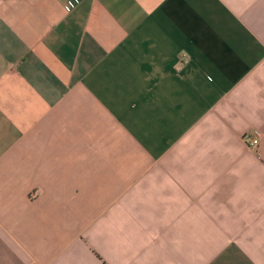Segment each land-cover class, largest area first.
<instances>
[{"label": "crops", "instance_id": "crops-1", "mask_svg": "<svg viewBox=\"0 0 264 264\" xmlns=\"http://www.w3.org/2000/svg\"><path fill=\"white\" fill-rule=\"evenodd\" d=\"M70 1L0 0V264H264V0Z\"/></svg>", "mask_w": 264, "mask_h": 264}, {"label": "built area", "instance_id": "built-area-1", "mask_svg": "<svg viewBox=\"0 0 264 264\" xmlns=\"http://www.w3.org/2000/svg\"><path fill=\"white\" fill-rule=\"evenodd\" d=\"M80 0L70 1L67 9L71 10ZM261 134L258 131H254L251 135L246 136V141L249 147L255 148L259 145Z\"/></svg>", "mask_w": 264, "mask_h": 264}]
</instances>
